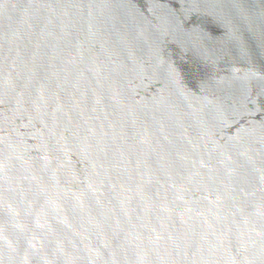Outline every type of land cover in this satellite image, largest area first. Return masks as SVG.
Segmentation results:
<instances>
[{
    "label": "water",
    "instance_id": "95a60500",
    "mask_svg": "<svg viewBox=\"0 0 264 264\" xmlns=\"http://www.w3.org/2000/svg\"><path fill=\"white\" fill-rule=\"evenodd\" d=\"M0 264H264V0H0Z\"/></svg>",
    "mask_w": 264,
    "mask_h": 264
}]
</instances>
